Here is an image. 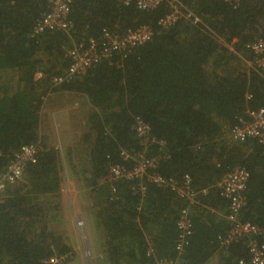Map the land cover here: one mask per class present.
<instances>
[{"label":"trees","instance_id":"1","mask_svg":"<svg viewBox=\"0 0 264 264\" xmlns=\"http://www.w3.org/2000/svg\"><path fill=\"white\" fill-rule=\"evenodd\" d=\"M182 2L198 22L182 17L161 27L166 2L140 10L121 0H72L69 30L36 33L47 0H0V172L22 145L40 148L0 202V264H43L71 251L49 226L59 221L62 207L61 152L39 134L41 109L54 91L87 102L83 132L65 155L70 172L93 194L94 221L111 264H202L204 248L220 246L217 237L228 228L227 221L224 231L213 234L203 218L212 209L226 217L229 200L217 184L236 166L249 173L240 218L264 225V142L230 135L247 119L246 110L264 108V73L250 65L247 47L264 42V0ZM141 25L152 28L149 41L54 82L68 69L67 50L76 43L100 38L103 29L122 34ZM137 118L149 126L145 144L135 130ZM143 151L155 159L146 175L106 177L111 164L130 168ZM151 175L178 184L188 175L193 202L152 182ZM183 209L193 234L178 255L176 223ZM197 226L205 237L194 242ZM225 252L223 264L250 258L244 241Z\"/></svg>","mask_w":264,"mask_h":264},{"label":"built area","instance_id":"2","mask_svg":"<svg viewBox=\"0 0 264 264\" xmlns=\"http://www.w3.org/2000/svg\"><path fill=\"white\" fill-rule=\"evenodd\" d=\"M228 1L236 3L238 0ZM47 2L49 9L37 21L34 31L40 33L46 29L69 30L72 26L69 18L72 0H47ZM121 2L125 5L135 4L140 10L153 9L166 2L169 11L164 13L158 20V24L163 28L171 26L182 17L193 22L199 21V18L184 5L182 0H121ZM152 35L153 30L148 25H141L134 29L129 28L122 34L103 29L100 38H90L86 43H76L67 50L70 65L64 76L55 78L54 82L59 84L64 80L70 79L73 75L85 73L92 64L111 57L115 52L129 51L149 41ZM247 47L253 54L250 65L264 73L263 40L253 41ZM40 75L39 72L35 73L36 78L40 77ZM245 115L247 119L241 118L230 129L231 137L237 141L255 139L258 142H264V108L246 110ZM136 122L135 130L137 135L142 139V144H145L148 140L149 126L140 118H137ZM39 151L40 148L37 143H29L22 145L13 154L9 163L0 172V202L7 186L17 184L21 180L25 166L29 162L34 163L36 161ZM135 161V164L130 168L119 164H111L106 177L111 181H116L119 178H141L147 174L146 169L148 167L155 165V159L146 158L144 151L137 154ZM248 177L249 173L245 168L236 166L218 182L217 185L221 189V194L229 200V212L226 215L228 228L217 239L222 248H227L234 242L244 241L250 254L247 264H264V225L260 226L250 221H243L240 218V211L246 204L243 192ZM101 179L104 180V178ZM149 179L159 185H169L186 201L189 203L193 202L195 192L190 186L191 180L188 175L184 176V181L181 184L172 179L162 178L159 175H151ZM176 226L175 248L179 255L182 254L189 242V238L193 234V223L188 216L187 209L181 211ZM71 256V252L53 254L46 258L43 264H65ZM238 262L239 264H246L243 259Z\"/></svg>","mask_w":264,"mask_h":264},{"label":"crops","instance_id":"3","mask_svg":"<svg viewBox=\"0 0 264 264\" xmlns=\"http://www.w3.org/2000/svg\"><path fill=\"white\" fill-rule=\"evenodd\" d=\"M82 97L80 95L74 94V93H68L66 91H54L50 94L48 99L44 102L43 109H41V119H40V127L42 126V129L44 131V138L46 140L47 134L51 132L62 139L60 140V144L58 145V142H54V145L56 148L60 149V146L63 145L64 148L67 146L72 145L77 138L74 134H76L79 131V127L77 128V123L76 119L79 117L84 116V108H86V100L83 102L81 101ZM81 101V103H80ZM61 119V122H60ZM58 120V123H61L60 125H57L58 123L56 122ZM85 125V124H84ZM76 127V129H75ZM60 133L62 135L60 136ZM61 151V150H60ZM72 189H75L73 185ZM68 190V188H63V182H62V187H61V198H62V207H61V212H60V219L59 221H64L67 222L68 220L72 222L73 216L75 215L76 218L79 216L78 220H81L82 222V232L83 236L85 239L82 238V235L79 231L78 234H76L75 238H71L69 241L66 240L67 244L70 245L71 247V253L73 254L72 261H74V264H111L109 259L106 257V254L104 252V248L102 246V236L100 231L96 228V224L94 221L93 217V212H92V205H93V196H90V201L86 204V211H82L81 215L77 214L80 211H77L75 209L74 213L72 215H68V212L66 210L64 198L66 196L65 191ZM77 192V191H76ZM64 195V196H63ZM72 202L76 201L74 198H72ZM4 200L2 198L1 202ZM83 207V206H82ZM213 214L211 215L210 218H207L203 222L207 224V229L213 232V234L220 231H224L226 228V217L224 214L219 213L216 210L211 211ZM77 221V219H75ZM73 222L74 228L77 227L76 222ZM54 222V223H53ZM49 226L50 229L55 232L58 235L63 234V231H55L54 228L52 227V224H55L56 222L53 221ZM60 233V234H59ZM197 236L194 238L195 241H200L202 240V237H205V231L204 229H201L200 227L197 226L196 230ZM212 234V233H211ZM78 236V237H77ZM81 237V238H79ZM79 238V240H78ZM90 238V240H89ZM84 240L86 243L87 251H89L88 247L90 248V251L88 252L89 254V259L84 256ZM205 240V239H204ZM194 244V243H193ZM204 254L206 260L202 264H223L226 260V252L225 248H222L220 246H215V247H206L204 248ZM159 260V259H158ZM157 260V262H159ZM167 258H163L161 261L164 263H167ZM177 261V260H176ZM174 261V262H176ZM173 262V264H174ZM158 264V263H157Z\"/></svg>","mask_w":264,"mask_h":264},{"label":"rangeland","instance_id":"4","mask_svg":"<svg viewBox=\"0 0 264 264\" xmlns=\"http://www.w3.org/2000/svg\"><path fill=\"white\" fill-rule=\"evenodd\" d=\"M48 97L47 98L45 97L46 100L48 99ZM80 103H81V101H80ZM75 121L77 123L76 127L77 128L79 127V131L74 135L76 136V138H78L84 129V116L82 115V117H79ZM56 122L58 123V120H56ZM60 122H61V119H60ZM57 125L61 126V123H58ZM76 127H75V129H76ZM42 133L44 134V131H43L42 126H41L39 128V134H40L41 139H42ZM61 135H62V133H60V136ZM60 140H62V139L59 136L57 138V136L54 135L52 132H51V134L50 133L47 134L46 141L49 145L55 146L54 145L55 141H56V143L58 142V145H59L61 143ZM64 144H62V146H60L61 162L63 165V172H62L63 188H66V189L68 188V190L65 191L66 196L64 198V202H65V206L67 207L66 210L68 212V215H69V213H70V215H72V213H74L75 209H77V211H80L77 214L81 215L82 211L87 210L86 204L90 201V196H93V194L91 193V191L89 189H87V188L85 189L83 187V184L80 181H78L75 178V176L70 172L69 167H68L67 157L65 155V149L66 148L63 147ZM71 185H73L75 187V189H72ZM71 197L74 198L76 201L72 202ZM75 219H77V221ZM78 219H79V216L76 218V216L74 215L72 222L69 220L67 222L60 221L59 223L56 222L55 224H52V227L54 228V230L56 232L60 231V230L63 231L64 233L60 235L61 238L65 241L66 240L69 241L71 238H75L76 234H78L79 231H80L81 235L83 234L82 222H81V220H78ZM74 220H75L76 224L78 223L76 228H74V226H73ZM79 238H81V237H79ZM79 238H78V240H79ZM82 238L85 239L83 235H82ZM89 240H90V238H89ZM83 243L85 246V250L83 251L84 252L83 254H84V256H86L88 258L89 257L88 252L90 251V248L88 247L89 251H87L85 240ZM72 257H73V254H72L71 258L65 264H74V261L71 260Z\"/></svg>","mask_w":264,"mask_h":264}]
</instances>
